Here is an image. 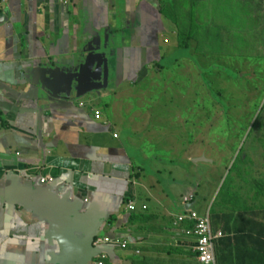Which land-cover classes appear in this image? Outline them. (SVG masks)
Masks as SVG:
<instances>
[{
    "label": "crops",
    "instance_id": "1",
    "mask_svg": "<svg viewBox=\"0 0 264 264\" xmlns=\"http://www.w3.org/2000/svg\"><path fill=\"white\" fill-rule=\"evenodd\" d=\"M167 23L157 0H0V264H87L98 253L106 264H199L195 238L174 223L187 209L209 212L222 233L218 264H264V207L232 188L222 192L228 166L195 162L205 157L194 155L198 149L180 160L166 156L175 141H168L172 115L163 114L173 103L160 90L174 73L164 64L184 49L192 65ZM107 37L108 85L52 100V68L57 91L69 88L77 51L100 41L96 53L105 54ZM186 86L200 89L188 76ZM195 97L183 105H203ZM200 114H183L195 121L193 137L203 129ZM44 176L53 182L42 184ZM95 237L118 243L93 248Z\"/></svg>",
    "mask_w": 264,
    "mask_h": 264
},
{
    "label": "rangeland",
    "instance_id": "2",
    "mask_svg": "<svg viewBox=\"0 0 264 264\" xmlns=\"http://www.w3.org/2000/svg\"><path fill=\"white\" fill-rule=\"evenodd\" d=\"M157 1L171 25L168 37L192 53L191 67L185 66L184 49L164 64L174 73L172 86L160 90L173 103L163 114V119L172 115L166 123L174 135L168 141H175L166 156L180 160L194 154L186 151L198 149L195 156L203 154L214 161L201 165L228 166L222 192L232 188L253 205L258 202L264 207V0L255 1L261 4L258 8L251 0H197L202 22L200 30L194 31L186 17L187 7L179 8L176 0ZM182 3L186 5L185 0ZM187 76L192 84L197 81L198 91L184 89ZM142 81L150 80L144 76ZM197 93L204 98L203 105H183ZM139 97L135 100L142 102ZM194 109L204 119L198 123L203 126L198 137L192 136L195 121L183 116Z\"/></svg>",
    "mask_w": 264,
    "mask_h": 264
},
{
    "label": "water",
    "instance_id": "3",
    "mask_svg": "<svg viewBox=\"0 0 264 264\" xmlns=\"http://www.w3.org/2000/svg\"><path fill=\"white\" fill-rule=\"evenodd\" d=\"M105 54H97L96 51H99L101 49L100 47V41L94 42V45L87 44L82 45L81 49L77 51L75 56L73 57L71 63H70V69L67 72H71V82L69 88H64L61 91H57V85L58 80L54 75V70L52 68V73H50V81H46L48 83V91H46V94L50 98L53 99H61V100H68L70 101L72 98L73 90L75 92V95L77 97H80L81 95H85L92 90H96L98 88H103L108 85V81L110 79L111 75V59L114 55L113 51L109 49V39L107 37L105 41ZM106 59V61H105ZM63 60L60 59V67H58V72L62 69L61 66H63ZM108 61V67L103 69V63L105 64ZM57 64V63H56ZM91 70V73H89V70ZM88 70V73L85 71ZM66 72V71H64ZM88 83H92L94 86L89 88L91 90H88ZM74 84V87H73ZM100 84V86H98ZM45 83H43L44 87ZM195 162H212L210 159H207L206 157L202 156L199 158L194 159ZM97 237H95L92 240V246L93 248H96L94 245V241ZM99 253L97 254V256ZM92 261V260H91ZM90 262V261H89ZM88 262V263H89ZM87 263V264H88Z\"/></svg>",
    "mask_w": 264,
    "mask_h": 264
},
{
    "label": "built area",
    "instance_id": "4",
    "mask_svg": "<svg viewBox=\"0 0 264 264\" xmlns=\"http://www.w3.org/2000/svg\"><path fill=\"white\" fill-rule=\"evenodd\" d=\"M96 119L101 118V113L99 110H96L94 113ZM116 137V135H115ZM51 176H44L40 178L42 184L53 182ZM193 199V195L184 197V204L189 203ZM143 209H146V206H143ZM129 211H135L136 205L134 202H129L128 204ZM174 223L176 225L185 224L183 231L187 235H191L195 238V252L196 258L199 264H218L216 259V241L222 237L220 231H215L212 226V219L209 212L201 214L193 209H187L186 212L179 214ZM113 242L118 243V241H111L109 238H96L94 245L98 246L101 243ZM128 245L127 241L119 243V246L126 248ZM107 254L100 253L99 256L88 264H106Z\"/></svg>",
    "mask_w": 264,
    "mask_h": 264
},
{
    "label": "trees",
    "instance_id": "5",
    "mask_svg": "<svg viewBox=\"0 0 264 264\" xmlns=\"http://www.w3.org/2000/svg\"><path fill=\"white\" fill-rule=\"evenodd\" d=\"M251 1H252L253 5H254V8H258V7L261 6V4H256L255 3L256 0H251ZM185 4L187 6L182 3V0H176L175 1V5H178L179 8L184 9L185 7H187L186 10H188V15L186 17H188L190 30H193V31L194 30H198V29L200 30L202 20L198 16L199 7H198V4H197V0H185ZM254 11H255V9H254ZM192 34L194 35V32ZM259 224L264 226V224H262V223H259Z\"/></svg>",
    "mask_w": 264,
    "mask_h": 264
}]
</instances>
